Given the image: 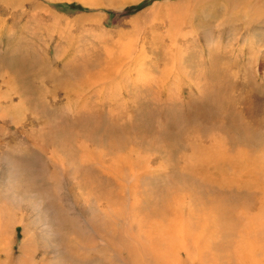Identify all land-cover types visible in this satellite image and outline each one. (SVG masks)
<instances>
[{"label": "rangeland", "instance_id": "374dc122", "mask_svg": "<svg viewBox=\"0 0 264 264\" xmlns=\"http://www.w3.org/2000/svg\"><path fill=\"white\" fill-rule=\"evenodd\" d=\"M88 1L0 0V193L7 192L6 208L18 220L11 231L12 254H20L22 239L30 233L39 244L33 247L35 264H60V257L65 264H84L77 259L82 254L74 249L75 243L90 245L93 238L79 224L67 194L68 189L77 194V188L57 179L51 165L61 157L70 176L85 177L92 185L98 171L106 180L100 185L108 188L109 203L121 212L122 186L116 183V187L103 169L91 166L90 150H102L108 160L110 151L124 153L133 146L139 155L152 159L153 166L164 165L166 172L160 175L139 176L138 189L146 182L149 187L141 189L152 200L192 192L190 205L223 202L230 208V219L232 211L233 216L238 210L256 212L264 193V0ZM207 32L217 42L212 47L217 49L215 57L207 58ZM246 36L252 38L251 59H247ZM142 41L143 52L153 59L147 65L156 81L145 89L134 84L128 58L142 53ZM121 44L130 47L127 56L122 55ZM182 44L190 48L183 59L189 75L194 78L195 70H203L202 92L177 67V49ZM117 52L122 60H117ZM119 66L124 70L118 72ZM213 72L218 75L215 80ZM92 82L101 85L91 87ZM91 93L95 95L89 99ZM167 117L171 123L164 124ZM240 122L247 133L237 129ZM146 127L149 133L143 132ZM207 140L224 143L219 147L210 142L212 148ZM184 160L186 170L181 168ZM193 165L195 176L191 177L187 170ZM132 168L126 163L123 169L129 181ZM40 195L48 198L49 208L42 205L39 216H51L53 227L60 229L59 252L51 253L49 246L43 250L33 227V204ZM99 198L106 202L105 197ZM105 212L106 208L101 214ZM22 217L30 229L26 234ZM232 221L230 234H236L241 225L236 217ZM115 225L124 229L122 220ZM126 247L124 241L116 245L120 255L99 250L93 263L122 264L115 256L125 255L122 248ZM140 258L145 260L143 255Z\"/></svg>", "mask_w": 264, "mask_h": 264}, {"label": "bare ground", "instance_id": "6f19581e", "mask_svg": "<svg viewBox=\"0 0 264 264\" xmlns=\"http://www.w3.org/2000/svg\"><path fill=\"white\" fill-rule=\"evenodd\" d=\"M88 2H90L91 4L94 3V2L92 3V0L91 1L89 0ZM208 33L209 32L204 34L205 36L204 38H205V43L208 46L207 49L210 50L208 51L210 53L209 54L207 53L208 55L207 58H210L212 56L215 57L214 54H215V51H217V49L215 48L214 50L212 49V47L214 46L216 47L217 42L216 40L211 41L210 34ZM183 41H186L185 37H183ZM244 42L248 46L247 54L251 56V51L253 49L252 38L249 36H246V38L244 39ZM140 49L142 53L130 55V57L128 58L129 60H132L130 61V63L132 64L131 68L134 74V84L136 86L141 87L142 89H145V88H149V86L154 84L156 81H155V76L150 70V67L147 65V62L149 60L151 64H153V59L152 57H149L148 55L146 56V54L143 52V50L145 49L143 41L141 42ZM188 49L190 48L188 46H186L185 48L183 44L180 45L179 48L177 49V61H178L176 62L178 63L177 67L179 66L180 68L179 70L182 76L186 77V79H188L190 83H193L194 86H196V88L200 92H202L199 87L200 78L203 73L202 68H199V69L196 68L197 70L194 69L195 71L193 72V76L195 77L192 78L191 75H189L191 74L190 70L188 71L187 67L183 63L184 56L188 52V51L186 52L185 50H188ZM130 50L131 49L129 46L122 45L121 53L122 55L127 56ZM229 52L230 51H226V54ZM116 57H117V60H122V56H120L119 52L116 53ZM222 66L223 65L221 64V67ZM217 67L218 66H215L213 68L223 69V68H220V67L217 68ZM121 70H124V68L122 66H119L117 68V71L120 72ZM124 72L126 71L121 72V74L124 75L125 74ZM176 75L178 74L176 73ZM217 76L218 75L213 72L214 80ZM96 82H92L89 84L91 85V87L101 85L100 83H96ZM174 83H175L174 81L170 83V86L171 84L173 85ZM174 92L175 91L172 92L173 95L175 94ZM93 94L94 93H91L87 97L90 99L91 95ZM167 94L170 95L169 90ZM80 99L81 98H79V100ZM251 116L253 117V115ZM253 118L255 119V117ZM150 119L151 117L149 116L148 120L150 121ZM168 119L169 118L167 117L166 121H164V124L171 123L168 121ZM136 123L138 124L139 122L136 121ZM237 129L238 130L240 129L239 130L240 132L244 130H246L245 133L248 132V130L243 126L241 122L239 123ZM147 130L148 129L146 127L144 128L143 132L146 133ZM148 133H149V130H148ZM135 134L137 135L136 131H135ZM144 136L146 135L144 134ZM243 137H247V135L245 136L243 134ZM208 142L217 143L219 147L221 146L220 144L224 143L223 140L222 142H220V140L219 141H216V140L208 141ZM247 142L248 144H250L248 140ZM137 144L138 143H136V145ZM213 146L214 145H212V148ZM122 150H124V148H122ZM101 151L102 150H99V151L90 150L88 161L90 162V164L93 163L99 170L103 169L106 176L107 175L111 176L110 178H112L116 187H118L119 183L121 184L120 186H122V189H120L119 195L120 196L122 195L124 199V205H123V209L121 212L117 211V209L114 208L111 205V203H109L110 201L107 199V195H106L108 194L107 193L108 188L106 189V187L101 186L102 183H106V180L99 176L98 171L97 172L94 171L96 179L94 180L93 185H92V183L89 182L90 180L86 179L85 177H81V176L77 177L76 175L70 176L68 174L67 166L64 165L63 158L61 157H59V159L56 158V160H54L51 165L53 167L54 175L57 179L59 180L62 179L64 183L66 184L68 183V181L72 182V186H75V188H77L76 190L77 194H74L73 191L70 189H68L69 191H67V194L69 192L68 196H70V202H72V207L77 212V218L78 220H80V223L79 222L78 223L81 224V226H83L84 224L86 226L85 230L88 231V234H91L90 238H93V242L90 245L86 241H84L82 244L79 243L80 245L75 243L76 247L74 249L76 250L77 253L81 252L82 254L77 259L84 261V264H95V262L93 263V259H94V256L99 255V253H97L99 252V250H103V252L107 251L108 253H110V251L112 250L114 254L120 255V253L118 252L119 249L116 248V245H118L120 241L127 242V247L122 248L126 250L125 255L115 256L116 260L119 259L122 264H264V193L260 201L261 204L256 212L251 213L248 210H244V212H241L239 210L236 211V214H234V216L238 219V223L239 225H241V228L240 230L236 232V234L235 232L234 234L233 233L230 234V230H229L230 228L228 224L233 223L234 220L232 221V219H235V217L233 216V211H232V219H230L231 214H230V211H228L230 208L227 207L225 203L221 202L220 204H217L216 206H214L211 203L209 205H204L202 204L203 203L202 201L201 205L198 208H196V207H193V205H190V202H191L190 197H192L193 195L192 192H188V193L185 192V194H183L184 192H182L180 194H173L170 196H167V195L157 196V198L155 197L156 200L153 199L155 201L154 202L151 199L150 193L141 189L142 187L143 188L149 187L148 185L145 184L146 182H143L142 183L143 185L141 184V186L138 189L139 176H142L145 173L150 174V175H155V174L160 175L166 172V168L164 165H160L158 163L157 165L153 166L151 163L153 160L150 158H146L145 156L139 155V153L133 148V146L128 151L125 150L126 152L124 153H121L120 152L121 150L118 151V149L116 152L110 151L111 154L108 160H105L102 157L104 155V152L103 151L101 152ZM140 157H142L143 159L141 158L139 160L138 158ZM211 157L213 158V155ZM145 162H146V165L144 164ZM126 163L133 165V168L131 170L132 175L128 174L130 175V177L133 176L131 181L125 178V176H127L125 175V172L129 168V167L126 168L127 170L124 172L123 169ZM184 163H185L183 164L184 167H181V168L183 170H186V165H187L186 163L188 162L185 161ZM190 165L192 164L190 163ZM93 170L95 169H93L92 167V171ZM194 172H195L194 165L191 168H189V170H187V173L191 174V177L195 176ZM83 176H86V175L84 174ZM75 177L77 178L78 182ZM9 181L11 182V180ZM13 182L15 184L17 183L16 180H14ZM209 182H214L213 178H210ZM85 186L89 187V189L88 188L85 189ZM11 187L13 190V186H10V189ZM190 189L193 190L192 188ZM58 190L61 191L60 188ZM9 192L11 193V191ZM6 193H3V194L0 193V264H35V262L33 261V255H32V253L34 252L33 247L36 248L38 247L39 244L35 241L36 239L33 237V235H29L30 233H28L22 239V245H20L19 247L20 254L18 256H14L11 252L12 244H13V241L11 238L12 236L11 231H12V228L18 223V220L16 219L15 215L12 214V210H7L6 208L7 199H5L4 197ZM101 196L105 197L106 199L105 203L101 202L99 198ZM216 196H219V195H216ZM149 199H151L152 201L151 203ZM17 200H18V197H17ZM46 200L44 199L43 195H40L38 199H36V202L34 204L32 203L34 208L36 209L35 211L36 213H34L33 227L40 236V239H41L40 244L44 243V245L41 244L43 250L44 249L46 250V247L48 248L49 246V248H51V253H53L54 251L59 252V250H61L62 243L60 242L62 241V239L59 241L57 237V235L60 234L59 233L60 229L56 231L57 228L55 229L53 227L54 224L52 225L51 223L53 220L51 222L49 220V219H52L50 216V214L52 213L45 214V215L49 214L50 216L49 219H48V216L47 217L39 216L41 215L39 214V212L41 213L42 208H43L41 206L42 205H45V207L47 206ZM199 200H201V198ZM78 201L81 204H79ZM115 204H118V203H115ZM8 206H10L9 203H8ZM105 208H106V212H105L106 215H102L101 212ZM53 218H54V215H53ZM120 220L124 222V229L122 228L121 225L119 226L115 225V223ZM26 222L23 220V217H22L21 223L25 228V231H26L25 234L30 231ZM122 229H123V234L125 235V237L122 235ZM57 232L59 234H57ZM72 234H70V236ZM95 238H99V239H95ZM100 239H103L104 241ZM75 242H79V241H75ZM63 243H64V240H63ZM75 250L73 251L75 252ZM60 255L58 257H60ZM140 255H143L145 260L141 261ZM57 260L59 261L62 260L61 263L65 264V262H63L64 257L57 258ZM42 263H45V260H43Z\"/></svg>", "mask_w": 264, "mask_h": 264}, {"label": "crops", "instance_id": "0c3cea01", "mask_svg": "<svg viewBox=\"0 0 264 264\" xmlns=\"http://www.w3.org/2000/svg\"><path fill=\"white\" fill-rule=\"evenodd\" d=\"M229 53H231V52H229ZM252 57H253V56H249V55H248V56H247V59H251Z\"/></svg>", "mask_w": 264, "mask_h": 264}]
</instances>
